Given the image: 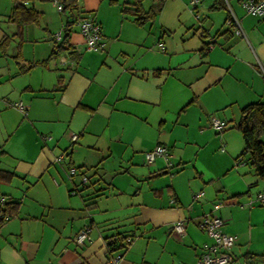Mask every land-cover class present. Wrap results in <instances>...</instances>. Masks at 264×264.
Here are the masks:
<instances>
[{"label": "crops", "instance_id": "crops-1", "mask_svg": "<svg viewBox=\"0 0 264 264\" xmlns=\"http://www.w3.org/2000/svg\"><path fill=\"white\" fill-rule=\"evenodd\" d=\"M18 1L15 14V0H0V214L10 213L0 264H112L118 253V264H196L212 241L198 224L207 212L234 237L228 264H264V179L240 158L237 128L247 104L264 102V17L242 0H143L154 13L142 23L124 10L133 0H77L57 13L49 0ZM82 16L100 23L99 49L86 47ZM56 28L69 49L50 59ZM212 116L227 126L215 130ZM156 144L171 165L145 161ZM71 165L85 185L68 179ZM85 225L90 239L75 242ZM114 233L132 240L111 254Z\"/></svg>", "mask_w": 264, "mask_h": 264}, {"label": "built area", "instance_id": "built-area-1", "mask_svg": "<svg viewBox=\"0 0 264 264\" xmlns=\"http://www.w3.org/2000/svg\"><path fill=\"white\" fill-rule=\"evenodd\" d=\"M77 1V0H75ZM27 2L26 0L24 1ZM55 8L58 11L63 10V4L59 0H52ZM197 0H192L191 3L194 5ZM242 6L245 11L253 16L264 17V0H242ZM229 17L227 23H231L234 27V33L236 35L244 36L243 27L239 19L235 16L231 8L229 7ZM77 24L79 31L84 38L85 45L88 49H99L103 45V36L101 32L100 23L91 16H82L77 19ZM63 29H59L56 33L52 35L55 42L62 40ZM214 39H212L213 41ZM212 43V42H211ZM209 43L208 47H211ZM62 63H66L64 58H61ZM15 108L19 109L21 112H26V106L21 101H15L10 103ZM210 126L215 130H223L227 124L225 121L212 116L209 122ZM47 136H44V138ZM77 138L76 134L71 135V140ZM156 156H163L167 160V165H171L169 161V150L165 145L156 144L151 149L144 152V159L146 162H151ZM63 160V154H59L55 157L56 162ZM79 174L81 183H86L88 177L85 173L80 172L77 167L71 165L67 168V177L69 180H73L74 176ZM76 192V189L72 188L70 193ZM202 195V191L194 193V197H199ZM258 200L260 203H264V192L258 195ZM1 203L3 198H0ZM220 205L219 202L215 203V207ZM200 228L212 239L211 243L204 244L202 251L197 256L196 264H228L232 261L233 256L231 253V247L234 242V237L229 232L224 230V220L219 215L213 214L212 212L204 213L198 222ZM171 228L177 233H181L184 230V222L180 219L172 223ZM91 231L90 225L83 226L79 232L75 235L74 241L77 243H83L90 239L89 232ZM132 240V236L126 235L121 236L117 233L111 234L105 238V246L107 253L111 251L125 248ZM112 254V253H111ZM121 254H109V261L112 264H118ZM247 264H255L250 256L247 257Z\"/></svg>", "mask_w": 264, "mask_h": 264}, {"label": "trees", "instance_id": "trees-1", "mask_svg": "<svg viewBox=\"0 0 264 264\" xmlns=\"http://www.w3.org/2000/svg\"><path fill=\"white\" fill-rule=\"evenodd\" d=\"M59 1L63 4V9L68 7H77L75 0ZM142 1L143 0H133L131 8H124L125 11H128L134 15V20L138 23H142L145 19L152 16V14L154 13L151 8L148 10H144ZM161 1L162 0H160V2ZM13 9L15 10V14L17 12L21 13L25 11L22 3H20L18 0H15ZM211 42L212 40L207 42L205 47L208 48V45ZM54 43V48L52 49V52L49 56L50 59L57 57L61 52L67 51L69 49V47L65 46L66 43L63 39L59 42L54 41ZM237 128L241 132L244 140V148L242 150L240 158L246 157V161L253 168L256 175H258L261 179H264V139L261 138V136L264 135V102H253L247 104L243 108V114L237 124ZM85 184L86 183H82V185ZM8 215H10V213H8L7 210H3V212H1L0 224Z\"/></svg>", "mask_w": 264, "mask_h": 264}, {"label": "rangeland", "instance_id": "rangeland-1", "mask_svg": "<svg viewBox=\"0 0 264 264\" xmlns=\"http://www.w3.org/2000/svg\"><path fill=\"white\" fill-rule=\"evenodd\" d=\"M49 2L53 5L52 0H49ZM54 7H55V6H54ZM56 10H57V9L55 8V12H56ZM57 11H58V10H57ZM58 12H59V11H58ZM56 13H57V12H56ZM60 16H61V17L63 16V13H62V12L60 13ZM58 30H59V29L56 28L53 32L56 33ZM72 30H73L74 32L77 31V29H76V25H73ZM54 33H53V34H54Z\"/></svg>", "mask_w": 264, "mask_h": 264}]
</instances>
